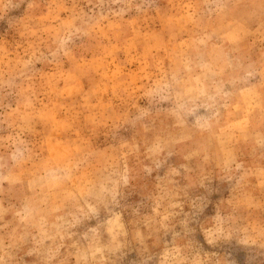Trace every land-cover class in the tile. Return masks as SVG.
<instances>
[{"label": "rangeland", "instance_id": "1", "mask_svg": "<svg viewBox=\"0 0 264 264\" xmlns=\"http://www.w3.org/2000/svg\"><path fill=\"white\" fill-rule=\"evenodd\" d=\"M0 264H264V0H0Z\"/></svg>", "mask_w": 264, "mask_h": 264}]
</instances>
